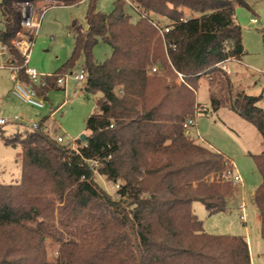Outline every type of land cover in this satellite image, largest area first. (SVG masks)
I'll use <instances>...</instances> for the list:
<instances>
[{
  "label": "trees",
  "instance_id": "trees-1",
  "mask_svg": "<svg viewBox=\"0 0 264 264\" xmlns=\"http://www.w3.org/2000/svg\"><path fill=\"white\" fill-rule=\"evenodd\" d=\"M17 1L0 3V43L9 64L22 68L19 78L47 97L84 57L83 91L101 96L86 121L90 135L83 145L76 140V149L51 135L49 117L36 129L13 136L0 128L5 144L22 146L21 181L0 184V264H252L244 237L207 234L195 215L194 202L209 214L227 209L234 182L212 177L232 163L223 153L195 143L184 128L202 108L197 100L201 78L217 70L219 62H238L244 55L236 8L247 4L132 0L130 7L139 17L133 22L123 0H116L108 14L97 10V0H88L87 28L72 23V56L42 87L31 83L13 45L21 32ZM57 1L71 6L82 0ZM153 15L171 23L163 40L153 24L162 22ZM99 42L112 48L104 63L93 55ZM154 66L160 73L151 72ZM162 70L173 80L167 82ZM261 98L241 91L230 109L264 141ZM216 101L212 98L214 110L220 108ZM253 157L263 177L253 197L264 238V153ZM98 175L118 185L115 196L98 183ZM51 245L57 248L53 257Z\"/></svg>",
  "mask_w": 264,
  "mask_h": 264
},
{
  "label": "rangeland",
  "instance_id": "rangeland-1",
  "mask_svg": "<svg viewBox=\"0 0 264 264\" xmlns=\"http://www.w3.org/2000/svg\"><path fill=\"white\" fill-rule=\"evenodd\" d=\"M123 1L127 5L132 21L137 22L139 17L136 12L126 0ZM242 1L247 6L238 5L236 17L242 28L244 55L238 62L234 60L228 63L231 75L220 68L222 62H219L216 64L217 70L201 78L197 90L198 104L200 107L208 108L210 112L208 115L197 113L194 118L195 126L190 129V136L195 143L223 153L233 163L231 169L217 177L213 175L212 179L232 181L230 175L232 170L233 174L241 177L242 182L233 183L235 192L224 212L209 214L205 206L199 202H194L192 208L199 221L203 223L207 234L244 237L248 240L253 255L252 264H264L261 218L253 197V193L263 182L253 156L264 153V145L259 131L230 109L241 91H245L250 96H262L260 107L264 109V0ZM17 2L32 3L39 10L49 7L42 14L41 24L30 54L29 67L34 68L41 76L52 75L62 68L74 51L72 23L78 21L83 28H87L88 1L82 0L71 6L58 5L57 0H18ZM115 2L116 0H97V10L102 13H111ZM155 19L162 23L167 22L164 17L157 16ZM252 19H256L258 23L253 24ZM26 33L31 34L28 30H21V34H18L16 39H21ZM159 37L163 40L160 35ZM93 55L97 63H104L112 56V48L106 43L99 42L93 50ZM83 63L84 57H81L75 68L67 72L65 85L51 89L46 98H41L44 109L35 108L11 95L5 98L6 112L0 117L10 122L1 128V133L5 136H13L31 131L34 123L49 117L51 135L54 138L63 136L64 144L78 148L79 143L76 140L83 135L86 137L90 135L86 129V121L96 111L97 101L101 96L85 93L84 81L76 79V76L82 73ZM162 72L167 82L173 80L172 75L166 70ZM11 75L9 69H0V87L6 86L7 82L13 85L10 81ZM214 97L220 107L217 110L213 109L212 98ZM22 114L26 116V119L21 117ZM21 152V145H7L0 139V184L13 185L21 181L22 163L19 157ZM96 179L107 192L115 196L114 183L107 182L105 177L99 175ZM242 204L246 206L245 219L240 209ZM56 249L55 245L49 246L50 257L57 255Z\"/></svg>",
  "mask_w": 264,
  "mask_h": 264
},
{
  "label": "built area",
  "instance_id": "built-area-1",
  "mask_svg": "<svg viewBox=\"0 0 264 264\" xmlns=\"http://www.w3.org/2000/svg\"><path fill=\"white\" fill-rule=\"evenodd\" d=\"M126 2H128V4H131V0H126ZM54 6V5H52ZM14 7L16 10H18V12L21 15V30H28L31 32V34H23L22 38L19 39H15V41L13 42L14 47L20 52V54L23 56V60H24V70H25V74L29 77L31 83L33 85H37V86H46V78L51 77V75H47V76H41L38 74V72L34 69V68H30L29 67V60H30V54H31V50L35 41V37L37 35L38 29L40 27L41 24V18H42V14L49 8V7H43L42 10L37 9L34 4L32 3H26V2H15L14 3ZM51 7V6H50ZM181 21H186V19H181ZM251 22L253 24L258 23V21L256 19H252ZM154 26L158 29L160 36L164 39L165 35L168 34L171 30V23H160L158 21H154ZM21 34V32L19 33V35ZM1 53L3 56L7 57L8 56V52L5 48H2ZM235 59L229 58L227 60H225L224 62H222L220 64V68L228 75H231L232 72L229 68L228 63L230 61H234ZM8 69L11 71L12 75V81H13V89H12V93L14 96H16L19 100H21L24 103H27L35 108L38 109H43L44 103L41 100V98H43L42 96H40L37 91L34 89V87L30 84L27 83L26 81H23L19 78V72L22 69L21 67L15 65V64H10L8 66ZM152 73H160V69L158 66H154L152 68ZM179 79L182 81L183 80V76L176 72ZM66 78L67 75H65L64 77L60 78L57 82V84L59 86H64L66 83ZM86 78V75L84 73V71H82V73L80 75L76 76L77 80L80 81H84ZM2 103V98L0 97V106ZM201 113H205V114H209V109L206 107H202L200 109ZM18 121V119H16ZM10 120H7L5 118L0 117V128H2L3 126H5L7 123H9ZM195 126V119H189L187 122H185L184 124V128L186 130H188V132L190 133V129ZM38 127V123H34L32 125V129H36ZM113 127V126H111ZM57 140L60 143L64 142V138L63 136H57L56 137ZM74 148V146H73ZM76 149V148H74ZM92 166L94 168H98L99 167V163L97 161H92ZM231 175V179L232 181L236 184V183H241L242 179L239 175L237 174H233L232 172L230 173ZM116 188H118V185H116ZM240 209L243 212V218L245 219L247 217L246 215V206L245 204H242L240 206Z\"/></svg>",
  "mask_w": 264,
  "mask_h": 264
},
{
  "label": "crops",
  "instance_id": "crops-1",
  "mask_svg": "<svg viewBox=\"0 0 264 264\" xmlns=\"http://www.w3.org/2000/svg\"><path fill=\"white\" fill-rule=\"evenodd\" d=\"M88 1V0H87ZM57 5V4H55ZM58 5H63L62 2H58ZM1 11V9H0ZM4 30V21H3V17H2V13H1V17H0V31ZM244 47V46H243ZM1 50H2V45L0 43V69H8V66L10 65L9 64V56L5 57L2 55L1 53ZM19 52V51H18ZM20 53V52H19ZM11 77V76H10ZM10 81H12V77L10 78ZM13 83V81H12ZM10 86H13V85H9V83L7 82L6 83V86H4L3 88L0 87V97L2 98V103H1V106H0V116H2L5 112H6V106H4V100L5 98H8L10 95L16 99H18L16 96L13 95L12 93V87L10 88ZM43 98H46V97H43ZM19 100V99H18ZM21 101V100H20ZM261 102V101H260ZM260 102L258 103V106L260 107ZM45 108V107H44ZM43 108V109H44ZM261 108V107H260ZM263 109V108H262ZM264 110V109H263ZM21 117L23 119H26V116L25 115H21ZM46 118V117H45ZM44 119V118H43ZM50 124V118L48 120V126ZM262 141H263V138H262ZM263 145H264V141H263ZM231 160V159H230ZM232 163V161H231ZM233 164V163H232ZM254 195V193H253ZM248 241V240H247ZM249 244V242H248ZM249 249H250V245H249ZM250 255H251V260L253 262V255H252V252H251V249H250Z\"/></svg>",
  "mask_w": 264,
  "mask_h": 264
},
{
  "label": "water",
  "instance_id": "water-1",
  "mask_svg": "<svg viewBox=\"0 0 264 264\" xmlns=\"http://www.w3.org/2000/svg\"><path fill=\"white\" fill-rule=\"evenodd\" d=\"M82 141H86V139H87V137L86 136H81V138H80Z\"/></svg>",
  "mask_w": 264,
  "mask_h": 264
}]
</instances>
